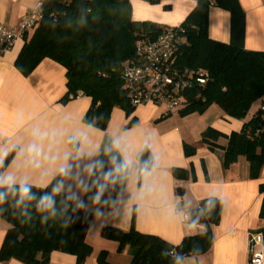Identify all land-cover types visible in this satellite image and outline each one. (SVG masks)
Masks as SVG:
<instances>
[{"label":"crops","instance_id":"obj_1","mask_svg":"<svg viewBox=\"0 0 264 264\" xmlns=\"http://www.w3.org/2000/svg\"><path fill=\"white\" fill-rule=\"evenodd\" d=\"M39 1L0 0V23L16 26ZM129 1L133 20L153 21L165 27L179 25L195 6V0H161L156 4ZM239 1L245 13L242 46L264 51V0ZM231 27L228 10L209 8L210 38L225 43L232 38L239 41L236 34L232 36ZM23 43V38L16 39L0 53V152L10 157L0 172L12 170L18 179L39 185L49 178L67 149L73 154L69 163L79 176L86 177L88 164L103 162L105 167L97 166V176L87 181L89 188L87 184L82 188V207L92 213L85 237L92 251L84 264H97L101 250L108 251L109 262L118 264L111 261L114 254H119L117 242L101 235L105 227L123 231L133 227L173 245L185 235L204 231V224L182 218L176 202L180 200L190 209L208 197L221 201L219 221L212 225V245L205 252L186 256L184 264H248V235L252 231L261 235L262 245L258 248L264 256V215L260 214L264 193L259 189L264 183V166L259 177L250 178L249 162L243 155L227 167L222 165L226 137H218L215 142L219 147L214 149L201 142V133L207 127L225 135L239 131L264 100H256L243 119L225 114L216 104L185 115L178 110L162 115V107L149 103L134 106L130 114L114 106L105 127L100 128L83 120L91 105L90 96L78 94L61 100L67 92L63 65L45 57L28 75L16 68L14 61ZM72 137L75 142H70ZM113 142L119 144V149L113 147ZM186 144L195 147L190 155L185 154ZM30 145L36 150L29 152ZM143 149L151 155L153 167L140 168L137 155ZM124 157L130 161L128 168L114 173L107 190L94 200L96 188L106 182L103 173L111 171ZM173 168L185 169L187 178H176ZM9 226L0 217V247ZM125 251L128 249L121 253ZM0 264L23 263L10 258ZM48 264H76V256L54 250Z\"/></svg>","mask_w":264,"mask_h":264},{"label":"trees","instance_id":"obj_2","mask_svg":"<svg viewBox=\"0 0 264 264\" xmlns=\"http://www.w3.org/2000/svg\"><path fill=\"white\" fill-rule=\"evenodd\" d=\"M146 1L156 4L161 0ZM41 4L42 18L31 33L23 37L24 43L14 61L16 68L28 75L45 57L63 65L67 92L61 100L65 102L78 94L90 96L91 105L83 117L88 124L104 128L114 106H120L130 114L134 106L125 95L121 69L135 56L138 40L155 37L165 26L148 20H133L129 0H41ZM211 6L230 12L232 36L236 34L239 41L232 38L225 43L209 37ZM81 13L87 16L88 22L84 26L77 20ZM244 16L239 0H195L193 9L177 25L183 31L184 40L178 50L176 66L192 69L194 75L198 69L206 70L208 74L204 84L194 80V85L184 91V105L178 110L181 115L203 112L209 105L216 104L225 114L243 119L256 100H264V51L243 48ZM262 106L239 131L225 135L207 127L201 133V142L211 149L219 147L215 142L218 137H226L222 165L227 167L243 155L249 162L250 178L259 177L264 166ZM184 151L190 155L195 147L186 144ZM137 156L140 168L153 167L152 157L146 149ZM9 158L8 155L4 159L0 171ZM173 173L176 178L188 176L181 168H173ZM259 189L264 193V183ZM43 191L39 187L33 188L37 195ZM59 199L58 209L62 207ZM2 207L4 211L0 217L10 226L0 247V261L15 258L23 264H48L50 253L58 250L75 255L76 264H84L91 254L92 247L85 237L92 213L82 206L77 207L69 201L67 212L58 214L57 219H50L46 224L41 223L34 205L28 206L31 220L22 222L15 195H10ZM187 212L189 221L204 224L205 230L183 236L177 245L156 235L140 233L133 227L128 231L105 227L101 235L116 241L118 252L128 249L131 255L128 264H172L176 254L186 257L211 247L212 225L219 221L221 201L215 197L204 198ZM260 214L264 215V201ZM68 217L71 222L63 227L62 222ZM107 257L108 251H99L96 263L113 264Z\"/></svg>","mask_w":264,"mask_h":264},{"label":"built area","instance_id":"obj_3","mask_svg":"<svg viewBox=\"0 0 264 264\" xmlns=\"http://www.w3.org/2000/svg\"><path fill=\"white\" fill-rule=\"evenodd\" d=\"M42 18L41 0L28 9L14 27L0 23V52L10 47L16 39L23 38ZM179 26L165 27L155 37L143 38L135 44V56L121 69L120 78L125 95L133 106L154 104L163 108L162 115L179 110L184 104L183 93L194 85L207 81V71H195L176 66L178 50L184 38ZM264 108V106H262ZM176 210L184 220L189 218L187 209L180 200ZM262 238L258 232L248 235V264L264 263V256L258 248Z\"/></svg>","mask_w":264,"mask_h":264},{"label":"clouds","instance_id":"obj_4","mask_svg":"<svg viewBox=\"0 0 264 264\" xmlns=\"http://www.w3.org/2000/svg\"><path fill=\"white\" fill-rule=\"evenodd\" d=\"M90 11V10H86ZM77 20L81 26L87 24V16L83 13L78 15ZM70 142H75V137L70 138ZM113 147L119 149V144L113 142ZM36 150L35 145H30L28 151L32 152ZM106 151H112V149H106ZM7 152H0V165L3 164L4 159L7 157ZM71 149H67L63 160L55 165L52 169L49 178L42 184L35 185L28 179H18L15 171L5 170L0 172V214L3 213L2 207L8 200L10 195H15L16 205L20 208V215L23 217L22 222H28L31 220V215L28 212V206L34 205L35 211L41 216V223L46 224L50 219L55 220L58 214L62 215L67 212V202H74L77 207L82 206V196L85 194L82 188L87 184V181L92 180V177L97 176V166L103 169L105 166L103 162L96 161L86 166V177L79 176L74 166L69 163L72 159ZM115 163V161H113ZM130 161L127 157L121 161V163L115 165L111 171L103 173L107 178L105 183L99 184L96 188V193L92 197L94 200H99L103 193L108 188V182L114 173H119L128 168ZM55 180V183L52 181ZM72 181V183H68ZM50 186V190L49 189ZM34 187L44 189L42 194L37 195L33 192ZM59 204L62 206L58 209ZM71 222V218H65L62 222L63 227H67ZM167 254V253H164ZM185 257L181 254H176L173 257L172 264H184Z\"/></svg>","mask_w":264,"mask_h":264},{"label":"rangeland","instance_id":"obj_5","mask_svg":"<svg viewBox=\"0 0 264 264\" xmlns=\"http://www.w3.org/2000/svg\"><path fill=\"white\" fill-rule=\"evenodd\" d=\"M130 257L131 255L129 251H125L123 253L119 252V254H114L111 257V261L118 264H127Z\"/></svg>","mask_w":264,"mask_h":264}]
</instances>
